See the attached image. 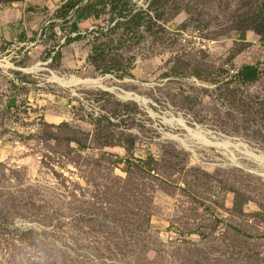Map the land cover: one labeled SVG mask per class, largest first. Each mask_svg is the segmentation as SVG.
<instances>
[{"label":"rangeland","instance_id":"374dc122","mask_svg":"<svg viewBox=\"0 0 264 264\" xmlns=\"http://www.w3.org/2000/svg\"><path fill=\"white\" fill-rule=\"evenodd\" d=\"M78 1L0 0V264H264V0Z\"/></svg>","mask_w":264,"mask_h":264},{"label":"crops","instance_id":"0c3cea01","mask_svg":"<svg viewBox=\"0 0 264 264\" xmlns=\"http://www.w3.org/2000/svg\"><path fill=\"white\" fill-rule=\"evenodd\" d=\"M22 11L18 8L0 10V40H6L14 35L16 23L22 19Z\"/></svg>","mask_w":264,"mask_h":264},{"label":"trees","instance_id":"16d2710c","mask_svg":"<svg viewBox=\"0 0 264 264\" xmlns=\"http://www.w3.org/2000/svg\"><path fill=\"white\" fill-rule=\"evenodd\" d=\"M83 0H79L78 2V4H81V2H82ZM85 18H88V16H85V17H82V20H84Z\"/></svg>","mask_w":264,"mask_h":264},{"label":"bare ground","instance_id":"6f19581e","mask_svg":"<svg viewBox=\"0 0 264 264\" xmlns=\"http://www.w3.org/2000/svg\"><path fill=\"white\" fill-rule=\"evenodd\" d=\"M62 83H64V82H62ZM64 84H66V83H64ZM189 131V130H188ZM192 131V130H191ZM192 133V132H191Z\"/></svg>","mask_w":264,"mask_h":264}]
</instances>
